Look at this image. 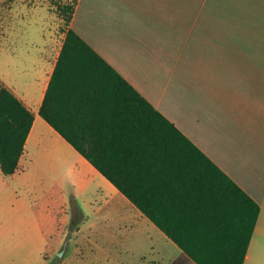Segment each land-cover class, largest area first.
<instances>
[{
  "label": "crops",
  "instance_id": "1",
  "mask_svg": "<svg viewBox=\"0 0 264 264\" xmlns=\"http://www.w3.org/2000/svg\"><path fill=\"white\" fill-rule=\"evenodd\" d=\"M35 25L26 15L11 27L0 23V83L33 113L15 172L34 169L45 178L53 174L61 187L69 179L79 191L91 188L76 204L81 220L131 203L40 115L64 32ZM70 26L259 204L243 264H264V0H78ZM88 83L64 72L56 78V122L79 126L77 137L94 125L97 139L111 138L115 120L83 95ZM135 209L121 224L143 234L149 261L196 264Z\"/></svg>",
  "mask_w": 264,
  "mask_h": 264
},
{
  "label": "trees",
  "instance_id": "2",
  "mask_svg": "<svg viewBox=\"0 0 264 264\" xmlns=\"http://www.w3.org/2000/svg\"><path fill=\"white\" fill-rule=\"evenodd\" d=\"M64 39L40 115L196 264H243L259 204L174 123L109 65L71 26L78 0H53ZM78 83L115 120L117 133L56 122V78ZM61 78V77H60ZM33 113L0 83V171L19 166ZM100 129H104L100 126ZM108 132L113 128L107 127Z\"/></svg>",
  "mask_w": 264,
  "mask_h": 264
},
{
  "label": "rangeland",
  "instance_id": "3",
  "mask_svg": "<svg viewBox=\"0 0 264 264\" xmlns=\"http://www.w3.org/2000/svg\"><path fill=\"white\" fill-rule=\"evenodd\" d=\"M24 14L45 33L59 36L65 26L53 0H0V23L11 27ZM50 175L21 167L10 175L0 171V264H157L149 261L143 234L121 224L134 205L118 202L81 220L76 204L91 188L79 191L69 179L61 187ZM153 239L164 247L159 235Z\"/></svg>",
  "mask_w": 264,
  "mask_h": 264
}]
</instances>
